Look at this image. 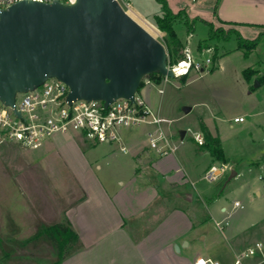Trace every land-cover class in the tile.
<instances>
[{"label": "rangeland", "instance_id": "obj_1", "mask_svg": "<svg viewBox=\"0 0 264 264\" xmlns=\"http://www.w3.org/2000/svg\"><path fill=\"white\" fill-rule=\"evenodd\" d=\"M128 1L134 11L156 27L153 16L161 13L156 0ZM215 28L224 32L238 31L222 24ZM175 30L185 47L189 36L186 29L177 24ZM157 39L168 52V36L161 32ZM190 43L194 59L205 63L210 58L211 66L203 71L191 70L188 75L168 78V81L159 74L145 77L138 90L140 95L144 88L151 89L152 110L163 120L161 128L170 142H176L174 145L181 143V131L191 129L202 132L206 143L207 134L219 140L231 160L241 165L253 162L259 168L264 167V39L245 58L235 35L228 41L210 40L209 28L198 22ZM250 68L256 73L249 82L243 73ZM160 90H163L162 94ZM23 98L21 95L19 101ZM187 109L190 112L187 113ZM240 118L245 122H240ZM149 131L158 135L157 126L147 124L119 128L118 135L125 141L143 143L154 154L156 150L151 147ZM119 144L94 146L74 134L54 136L38 149H26L16 144L0 146V264L55 263L56 254L48 244H41L37 249L32 247L31 241L39 225L65 222L86 193L105 186L118 188L119 174L125 172L126 159H130V155L124 156L120 152ZM179 147L177 154L196 148L190 133L185 137L184 146ZM219 164L224 163L219 161ZM226 175L211 184L201 180L198 186L223 192L221 201L229 210L235 201L240 203L241 208L228 224L232 225L238 219L250 224L245 243L236 248L242 255L256 243L264 242V169L261 170L263 183L256 172L229 182ZM257 189L262 193L261 197L256 195Z\"/></svg>", "mask_w": 264, "mask_h": 264}, {"label": "crops", "instance_id": "obj_2", "mask_svg": "<svg viewBox=\"0 0 264 264\" xmlns=\"http://www.w3.org/2000/svg\"><path fill=\"white\" fill-rule=\"evenodd\" d=\"M167 2L174 13L184 10L190 19H201L216 27L233 26L245 39L264 31V0ZM150 90L144 88L141 94L153 109ZM174 144L171 142L178 149L161 157L157 152L150 153L143 143L121 137L120 152L130 155V159H126L125 172L119 174L118 188L105 186L77 201L73 215L66 221L77 233L80 249L62 264H195L199 258L236 264L241 256L236 248L245 243L250 224L238 219L218 228V222H228L237 215L238 201L229 210L221 201L223 192L199 187L198 183L213 165L227 168L223 176L227 174L228 182L254 172L262 182L264 167L231 160L224 146L226 164H219L205 147L196 145L191 152L177 154L184 144ZM123 146L127 154L121 151ZM97 168L101 166L97 164ZM232 171L236 172L233 178ZM256 195L261 197L262 193L257 189ZM247 259L241 264H264L263 254Z\"/></svg>", "mask_w": 264, "mask_h": 264}, {"label": "water", "instance_id": "obj_3", "mask_svg": "<svg viewBox=\"0 0 264 264\" xmlns=\"http://www.w3.org/2000/svg\"><path fill=\"white\" fill-rule=\"evenodd\" d=\"M168 57L166 47L116 0L24 1L0 11V101L5 105L13 106L17 94L51 78L69 86V102L108 105L133 99L148 75L176 78ZM185 135L180 132L182 139Z\"/></svg>", "mask_w": 264, "mask_h": 264}, {"label": "built area", "instance_id": "obj_4", "mask_svg": "<svg viewBox=\"0 0 264 264\" xmlns=\"http://www.w3.org/2000/svg\"><path fill=\"white\" fill-rule=\"evenodd\" d=\"M24 1L47 4L56 1L63 4L76 2V0H0V11ZM116 1L125 11L133 9L128 0ZM192 36V34L188 36L183 49L184 60L169 66L173 72H176V78L180 74L188 75L191 70L203 71L212 64L210 58L205 63L194 59L190 43ZM184 65L182 71L180 68ZM164 78L168 81L167 77ZM162 93L163 90H160V94ZM69 94L70 88L67 84L51 78L34 90L17 94L13 106L5 105L0 101V146L16 144L26 149H38L54 136L74 134L93 144H113L121 141L118 135L119 128L147 124L159 128L157 136L153 133L149 134L151 147L159 156H167L177 150L160 128L163 120L153 112L139 91L133 99L121 98L108 105L104 101L84 99L69 102ZM21 95H24V98L19 101ZM239 121L244 122V118H240ZM188 133L198 147L205 146L206 139L202 132L189 129L186 135ZM185 137L181 138L180 144H184ZM160 142L163 143L161 146ZM121 151L125 154L129 152L125 146L121 148ZM226 171L227 168L224 165H213L205 172L203 180L210 184L215 183ZM235 208H241L239 202L235 203ZM216 225L223 229L228 222H218ZM263 252L264 244L256 243L240 256L236 264H241L243 259L263 254ZM195 264L220 263L199 258Z\"/></svg>", "mask_w": 264, "mask_h": 264}, {"label": "trees", "instance_id": "obj_5", "mask_svg": "<svg viewBox=\"0 0 264 264\" xmlns=\"http://www.w3.org/2000/svg\"><path fill=\"white\" fill-rule=\"evenodd\" d=\"M160 6L161 13L154 16L153 20L156 27L166 34L170 40L168 45V65L174 66L184 60V45L175 30L177 24L184 26L188 35L194 34L198 22L205 24L209 28L210 40L228 41L233 35L237 37L238 48L244 52L245 58H248L254 50L258 48L264 39V33H260L255 39H245L239 31L231 30L224 32L223 29H216L215 26L201 19H190L186 11L182 10L174 13L167 0H156ZM206 48H209L206 44ZM256 72L250 68L244 71V77L251 81ZM148 75L147 77H152ZM208 152L218 161L226 164L224 151L219 140H214L207 134V143L204 146ZM33 249H37L41 244H48L56 254L54 264H62L63 261L73 252L80 249V240L77 233L73 230L69 221L58 222L52 225L40 224L37 234L31 241Z\"/></svg>", "mask_w": 264, "mask_h": 264}, {"label": "bare ground", "instance_id": "obj_6", "mask_svg": "<svg viewBox=\"0 0 264 264\" xmlns=\"http://www.w3.org/2000/svg\"><path fill=\"white\" fill-rule=\"evenodd\" d=\"M127 14L134 19L137 23H139L145 30H147L153 37L157 38L161 34V32L153 26L151 23H149L147 20L142 18L137 12H135L133 9H129L126 11ZM185 65L180 68L182 71L184 69ZM176 73V72H174ZM184 74H180L179 76H183Z\"/></svg>", "mask_w": 264, "mask_h": 264}]
</instances>
